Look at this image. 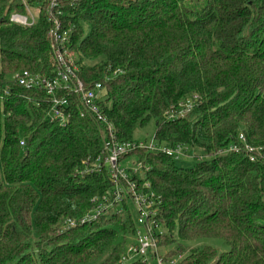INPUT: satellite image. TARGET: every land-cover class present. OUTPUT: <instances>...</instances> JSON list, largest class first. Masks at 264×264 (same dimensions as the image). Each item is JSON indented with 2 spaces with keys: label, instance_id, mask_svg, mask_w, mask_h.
<instances>
[{
  "label": "trees",
  "instance_id": "16d2710c",
  "mask_svg": "<svg viewBox=\"0 0 264 264\" xmlns=\"http://www.w3.org/2000/svg\"><path fill=\"white\" fill-rule=\"evenodd\" d=\"M57 3L0 0V264H121L137 229L127 201L96 215L113 186L107 168L89 170L103 149L95 117L71 100L69 123L53 122L47 94L16 83L17 72L56 69L49 11L85 86L104 88L100 111L119 139L155 121L157 150L126 161L150 165L141 181L160 197L159 242L173 246L162 264H264V0ZM27 7L33 24L11 21ZM195 96L186 115L170 117ZM234 143L240 150L228 151ZM177 147L201 155L178 165L164 150Z\"/></svg>",
  "mask_w": 264,
  "mask_h": 264
},
{
  "label": "built area",
  "instance_id": "2783aa9c",
  "mask_svg": "<svg viewBox=\"0 0 264 264\" xmlns=\"http://www.w3.org/2000/svg\"><path fill=\"white\" fill-rule=\"evenodd\" d=\"M57 4V0H50V8H56ZM54 15L53 12L49 11L52 21L49 39L57 60L54 73L50 76H41L28 70H23L16 74V83L26 89L43 90L47 94L49 98L48 116L53 122L67 125L71 98H74V96L81 103L83 109L92 117H95L103 132V149L102 157H98L97 163L89 170H101L102 167L107 168L113 186L112 196L103 197L96 208V215L120 206L125 201L131 203L133 209L139 212L140 218L137 222V241L128 249V255L130 256L132 253L139 252L145 254L151 245L155 246L154 236L161 234L158 231L157 222L161 213L160 197L153 190L149 181H141V177H144V173L148 171L145 165L144 170L142 169V161L133 159L130 163L134 165L131 166L129 163H125L122 158L127 153L141 148L156 151L157 146L154 143L147 146L142 144L137 145L133 142L119 139L114 123L100 111L99 101L103 97L104 88L101 83H96L94 87H85L84 82L78 76V66L74 64L75 61L72 54L65 50L69 33L63 29L60 19ZM31 19V17L16 12L11 15V21L20 25L33 24ZM197 100L195 96L191 101L175 111V113H172L170 117L183 116L178 114L182 111L189 112L193 107V103ZM239 139L244 143L245 149L248 151L254 150L253 147L246 143L243 134L239 136ZM240 148V144L234 143L227 150L239 151ZM164 150L171 155L184 154L182 147H177L173 151ZM250 159L254 161L253 156ZM98 200V198L95 199V201ZM70 224L73 225L74 223L71 222ZM129 256H125L123 259L129 261ZM176 263L177 260H173L171 264Z\"/></svg>",
  "mask_w": 264,
  "mask_h": 264
},
{
  "label": "rangeland",
  "instance_id": "374dc122",
  "mask_svg": "<svg viewBox=\"0 0 264 264\" xmlns=\"http://www.w3.org/2000/svg\"><path fill=\"white\" fill-rule=\"evenodd\" d=\"M37 13V10H34L33 7H27V13L26 15H28V17H33L31 14L33 15H36ZM77 60V59H76ZM86 63L87 64H91V65H94V64H98L100 65L101 64V61L97 58L95 60H86ZM74 64L77 66V62H74ZM19 73V72H17ZM16 73V74H17ZM85 85V84H84ZM93 84L89 85V87H94V85L92 86ZM86 87V86H85ZM105 91V90H104ZM103 91V97L100 99L99 101V105H100V102H102L103 98L105 97V92ZM74 96V95H73ZM71 98V97H70ZM71 100H75L77 102H79L75 96L74 98H71ZM72 106H73V103L71 101V106H70V112H69V115H68V123L69 121L71 120V114H72ZM79 107V105L77 103H75L74 107ZM80 108V107H79ZM83 109V108H82ZM84 110V109H83ZM81 111V109H80ZM85 111V110H84ZM86 112V111H85ZM87 113V112H86ZM188 112H185V111H182L180 112L178 115H186ZM90 115V114H89ZM67 123V124H68ZM101 129V128H100ZM102 131V129H101ZM155 131H156V127H155V121L153 119L149 120L147 122L146 125L144 126H137L136 129L134 130L133 132V136H132V142L134 144H137V145H150L151 143H157L156 140H155ZM101 136H102V140H103V134L100 132ZM103 147V146H102ZM142 149V148H141ZM145 150V149H143ZM137 151V150H136ZM134 152V151H133ZM141 152V151H140ZM132 152H129L127 153L125 156H123L122 159H124V162L125 163H129L131 166H133L134 164H131L130 162L135 159L134 157L135 156H132L130 157L131 160H127L126 159L128 158V156L131 154ZM183 153V152H181ZM201 152L197 151V150H191L188 152L187 155H179L178 156V162L177 164L178 165H182V166H191L194 164V162L196 161V155H201L200 154ZM102 157V155H101ZM142 160V159H141ZM143 166H142V169L144 170L145 166L148 168V171H146L144 174H148L149 173V167L150 165L146 164V162H143ZM128 165V164H126ZM145 165V166H144ZM103 168V167H102ZM105 169V168H104ZM133 218L135 220V222L137 223L138 222V219L140 218V214L139 212L134 209L133 212ZM138 227V226H137ZM142 231H144V229L141 228ZM136 234H137V229L136 231L133 233V237H132V234L131 236H129V241H128V246L129 248L134 245L137 241V238H136ZM135 236V237H134ZM174 236L175 238L177 239L178 238V231H177V227H175L174 229ZM154 239H155V246L154 245H151L149 247V250L145 253V254H142L141 252L139 253H132L130 256H129V259H130V262L131 261H134L138 258H142L144 261H147V264H160V263H166L163 256L168 252V250H170L171 248H173V246H169V247H162V245H164V241H161V243L159 242V239H160V235H155L154 236ZM135 240V242H134ZM134 242V243H133ZM203 244H207V245H211L215 248L218 249V251L222 252L223 250H226L227 249V245L226 243L220 239V238H207L205 239L203 242ZM184 245H186V247L189 249L191 248L192 244H189V243H186L184 242L183 243ZM127 246V247H128ZM151 256H154L155 259H151ZM162 256V259L161 257ZM129 262L127 260H124L122 261L121 264H128ZM172 263V262H171Z\"/></svg>",
  "mask_w": 264,
  "mask_h": 264
},
{
  "label": "crops",
  "instance_id": "0c3cea01",
  "mask_svg": "<svg viewBox=\"0 0 264 264\" xmlns=\"http://www.w3.org/2000/svg\"><path fill=\"white\" fill-rule=\"evenodd\" d=\"M32 16H34L33 14H31ZM33 18V17H32Z\"/></svg>",
  "mask_w": 264,
  "mask_h": 264
}]
</instances>
